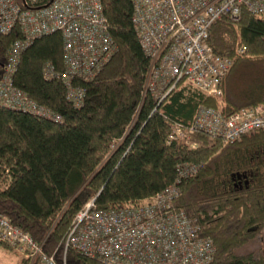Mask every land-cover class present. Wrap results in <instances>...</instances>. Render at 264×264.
<instances>
[{
  "label": "trees",
  "instance_id": "16d2710c",
  "mask_svg": "<svg viewBox=\"0 0 264 264\" xmlns=\"http://www.w3.org/2000/svg\"><path fill=\"white\" fill-rule=\"evenodd\" d=\"M14 1L33 10L50 3ZM100 3L114 51L91 79L70 80L84 93L78 107L60 78L58 32L36 37L20 52L12 87L48 117L0 106V214L59 261L70 223L89 200L99 210L133 205L174 184L177 166L188 162L199 169L177 183L174 205L198 236L211 240L209 264H264V245L258 246L264 240V132L231 143L202 132L168 140L172 123L187 126L198 106L226 117L264 104V14L242 10L237 21L224 16L210 26L213 54L233 61L221 98L180 83L155 107L149 93L142 95L149 59L132 22L133 0ZM22 40L17 27L0 33V78L8 49ZM65 258L100 264L71 248Z\"/></svg>",
  "mask_w": 264,
  "mask_h": 264
},
{
  "label": "built area",
  "instance_id": "2783aa9c",
  "mask_svg": "<svg viewBox=\"0 0 264 264\" xmlns=\"http://www.w3.org/2000/svg\"><path fill=\"white\" fill-rule=\"evenodd\" d=\"M242 10L263 15L264 0H133L132 22L149 59L142 95L149 93L157 107L180 83H186L206 96L221 98V82L233 61L213 54L208 31L221 17L237 21ZM14 27L23 40L7 51L0 78V106L43 117L48 116L16 92L11 81L20 52L33 39L56 32L61 35L64 72L60 78L67 100L77 107L84 93L72 87L70 80L91 79L114 51L100 0H52L35 10L21 8L14 0H0V33H9ZM243 51L238 48L235 53ZM258 131L264 132V104L241 108L226 117L202 105L187 126L172 123L168 140L202 132L231 143ZM198 169L197 164H179L180 178L174 184L133 205L99 210L94 200H89L70 223L59 261L1 214L0 242L30 264H67V248L96 258L100 264H209L214 252L211 240L198 236L186 214L174 205L180 194L177 183Z\"/></svg>",
  "mask_w": 264,
  "mask_h": 264
},
{
  "label": "rangeland",
  "instance_id": "374dc122",
  "mask_svg": "<svg viewBox=\"0 0 264 264\" xmlns=\"http://www.w3.org/2000/svg\"><path fill=\"white\" fill-rule=\"evenodd\" d=\"M263 237V236H262ZM262 237H259L260 244L258 246L264 245V240H262ZM4 246L0 245V264H30L28 261H26L23 256L15 252L13 249H11L8 245L1 243ZM252 245L248 246L251 247ZM9 248L10 251L7 249ZM32 264H38L36 261Z\"/></svg>",
  "mask_w": 264,
  "mask_h": 264
},
{
  "label": "water",
  "instance_id": "95a60500",
  "mask_svg": "<svg viewBox=\"0 0 264 264\" xmlns=\"http://www.w3.org/2000/svg\"><path fill=\"white\" fill-rule=\"evenodd\" d=\"M50 1H52V0H50Z\"/></svg>",
  "mask_w": 264,
  "mask_h": 264
},
{
  "label": "bare ground",
  "instance_id": "6f19581e",
  "mask_svg": "<svg viewBox=\"0 0 264 264\" xmlns=\"http://www.w3.org/2000/svg\"><path fill=\"white\" fill-rule=\"evenodd\" d=\"M67 234V233H66Z\"/></svg>",
  "mask_w": 264,
  "mask_h": 264
}]
</instances>
